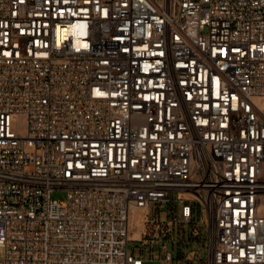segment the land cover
<instances>
[{
	"label": "built area",
	"instance_id": "2783aa9c",
	"mask_svg": "<svg viewBox=\"0 0 264 264\" xmlns=\"http://www.w3.org/2000/svg\"><path fill=\"white\" fill-rule=\"evenodd\" d=\"M191 224L264 264V0H0V264H186Z\"/></svg>",
	"mask_w": 264,
	"mask_h": 264
},
{
	"label": "rangeland",
	"instance_id": "374dc122",
	"mask_svg": "<svg viewBox=\"0 0 264 264\" xmlns=\"http://www.w3.org/2000/svg\"><path fill=\"white\" fill-rule=\"evenodd\" d=\"M51 198L60 203H64L67 199V193L64 190H55L51 194ZM158 209L161 212V220L168 221L169 217V205L162 204V206L150 207V215L153 217L155 210ZM205 222V217H201L200 220ZM166 224V223H165ZM159 238L163 241H168L170 244H176L178 248V258L184 260L186 264H196L201 256L202 249L205 248L207 242L206 232L191 224L189 226H179L173 228V226H167L161 228ZM165 246L164 251L170 249V244ZM130 248L134 246H141L138 242H130ZM159 245H156L153 250V254H150V250L143 254L147 259H151L148 264H166L165 262L160 263L161 250ZM2 253H0V256Z\"/></svg>",
	"mask_w": 264,
	"mask_h": 264
},
{
	"label": "bare ground",
	"instance_id": "6f19581e",
	"mask_svg": "<svg viewBox=\"0 0 264 264\" xmlns=\"http://www.w3.org/2000/svg\"><path fill=\"white\" fill-rule=\"evenodd\" d=\"M146 213H147L146 208L133 211L130 218V225H131V229L133 230V233L131 235L132 239L141 238V233L144 229V221H145Z\"/></svg>",
	"mask_w": 264,
	"mask_h": 264
}]
</instances>
